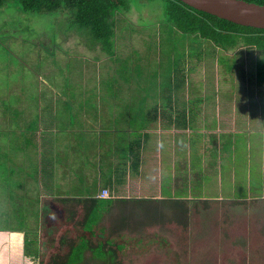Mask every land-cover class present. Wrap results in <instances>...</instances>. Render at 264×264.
<instances>
[{
    "label": "rangeland",
    "instance_id": "1",
    "mask_svg": "<svg viewBox=\"0 0 264 264\" xmlns=\"http://www.w3.org/2000/svg\"><path fill=\"white\" fill-rule=\"evenodd\" d=\"M162 8L163 0H129L115 15L119 45H128L100 61L107 51L88 28L72 22L70 12L0 6V264H38L41 206L34 193L40 197L44 191L48 155L36 133L42 128L41 116L61 110L62 92L185 88L192 95L201 89L202 77L212 81L215 74L219 92L236 91L242 83L245 89L255 88L253 47L214 48L210 40L177 31L163 19ZM213 57L215 71L205 62ZM233 137L227 157L236 168L235 177L222 178L220 185L216 177L202 179L205 184L191 179V189L202 196L189 203L187 242L178 227L168 224L172 210L167 206L162 222L154 226H141L135 219L140 216L133 215L130 232L169 237L182 264H264V195L250 184L256 174L259 181L264 179V113L261 124ZM111 217L117 220V213ZM114 220L105 217L102 222L109 228ZM44 247L46 257V242ZM142 247L127 248L125 264H172L158 245Z\"/></svg>",
    "mask_w": 264,
    "mask_h": 264
},
{
    "label": "crops",
    "instance_id": "2",
    "mask_svg": "<svg viewBox=\"0 0 264 264\" xmlns=\"http://www.w3.org/2000/svg\"><path fill=\"white\" fill-rule=\"evenodd\" d=\"M116 34L115 30L112 49L100 61L113 58L128 45H119ZM205 62L216 70L214 57ZM95 69L100 72V67ZM253 77L255 81L254 73ZM217 79V74L212 81L202 77L201 89L192 95L185 88L62 92L61 110L41 116L42 128L36 133L48 155L43 169L44 191L40 197L34 193L36 204L41 206L38 264L45 254V242L48 253H58L67 249L60 239H78L74 229L82 210L72 207L73 199H164L168 197L162 194H175L184 181L190 187L193 178L216 177L220 185L222 178L235 177L236 168L227 157L235 144L233 134L261 124L264 92L256 81L254 89H245L242 83L236 91L219 92ZM146 179L150 183L147 188ZM58 184L62 190L57 189ZM103 189L109 195H101ZM71 210H77L79 217L69 223L66 217ZM115 210L111 207L92 224V229L99 228L90 234L93 246L103 240L101 227L106 226L102 221L105 217L112 220ZM93 246L81 249L83 259H96Z\"/></svg>",
    "mask_w": 264,
    "mask_h": 264
},
{
    "label": "trees",
    "instance_id": "3",
    "mask_svg": "<svg viewBox=\"0 0 264 264\" xmlns=\"http://www.w3.org/2000/svg\"><path fill=\"white\" fill-rule=\"evenodd\" d=\"M129 0H0V6L9 3L24 12H53L66 10L72 15V22L80 27L88 28L96 42L107 52L112 49L113 37L117 26L115 15L118 10L128 6ZM264 4V0H247ZM163 19L181 33L194 34L200 38L210 40L214 45L223 49L231 50L239 46L253 47L256 50L254 76L258 85L264 87V29L252 26L241 25L208 12L196 9L181 0H163ZM261 175L256 174V182L253 177L250 179L252 189L260 191L264 195V179L259 181ZM186 180V179H185ZM202 182V178H199ZM183 186L177 188L175 194H162L168 198H90L73 199L75 209L79 207L81 217L77 210L68 211L66 219L70 223L75 221L77 240L63 241L60 244L67 247L65 252L46 253V257L40 256V264H125L127 248L140 250L149 243H154L164 249L168 262L182 264L180 253L173 249V242L163 234L142 232L134 234L135 219L141 220V226H154L162 222L165 206L172 210L171 220L167 221L173 228L178 227L183 233V242H187V227L189 225V203L201 197V193H195L182 182ZM201 189V184L197 187ZM255 188V189H254ZM164 190V188L162 189ZM163 192V191H162ZM165 192V191H164ZM178 196L180 198H171ZM195 199H188L187 197ZM201 200L203 204L206 199ZM57 202L64 203L68 199H57ZM196 208V205H193ZM114 207L117 209V220H114L113 227L107 230L101 227L104 233L102 241L93 246L92 233L98 230L92 229V224L109 212ZM225 218L226 211L222 212ZM139 215V218L133 217ZM176 224V225H173ZM222 225L224 223H221ZM169 226V227H172ZM91 234V235H90ZM93 246L91 251L96 259L85 260L82 257L81 249ZM140 255L142 253H134Z\"/></svg>",
    "mask_w": 264,
    "mask_h": 264
},
{
    "label": "water",
    "instance_id": "4",
    "mask_svg": "<svg viewBox=\"0 0 264 264\" xmlns=\"http://www.w3.org/2000/svg\"><path fill=\"white\" fill-rule=\"evenodd\" d=\"M229 21L264 29V4L247 0H181Z\"/></svg>",
    "mask_w": 264,
    "mask_h": 264
},
{
    "label": "built area",
    "instance_id": "5",
    "mask_svg": "<svg viewBox=\"0 0 264 264\" xmlns=\"http://www.w3.org/2000/svg\"><path fill=\"white\" fill-rule=\"evenodd\" d=\"M101 195H103V196L106 195V196H107V195H109V194H108V191H107L106 189H103Z\"/></svg>",
    "mask_w": 264,
    "mask_h": 264
}]
</instances>
